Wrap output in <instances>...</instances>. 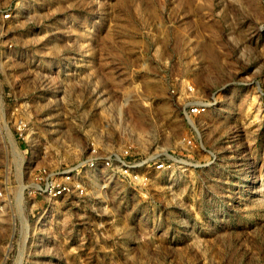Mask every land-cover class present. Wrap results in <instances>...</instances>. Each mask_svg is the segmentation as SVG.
I'll return each mask as SVG.
<instances>
[{
	"label": "rangeland",
	"instance_id": "rangeland-1",
	"mask_svg": "<svg viewBox=\"0 0 264 264\" xmlns=\"http://www.w3.org/2000/svg\"><path fill=\"white\" fill-rule=\"evenodd\" d=\"M91 143L177 162L30 194ZM0 193V264H264V0H0Z\"/></svg>",
	"mask_w": 264,
	"mask_h": 264
},
{
	"label": "built area",
	"instance_id": "built-area-1",
	"mask_svg": "<svg viewBox=\"0 0 264 264\" xmlns=\"http://www.w3.org/2000/svg\"><path fill=\"white\" fill-rule=\"evenodd\" d=\"M9 16L8 13L4 14V18ZM207 107L206 104H194L183 113L189 119L204 112ZM25 127L23 122L18 123L17 130L20 132H16V135L19 138H25ZM128 157V151L106 152L91 143L87 156L72 164L38 167L27 188L30 194L47 201L65 200L75 204L99 202L107 185L119 179L140 185L147 180L141 170L153 167L155 170L170 171L176 161L174 157L164 161L156 160V157L138 161L129 160Z\"/></svg>",
	"mask_w": 264,
	"mask_h": 264
}]
</instances>
